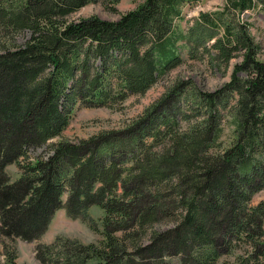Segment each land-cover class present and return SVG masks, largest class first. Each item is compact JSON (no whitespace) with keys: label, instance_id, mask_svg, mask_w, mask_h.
I'll use <instances>...</instances> for the list:
<instances>
[{"label":"trees","instance_id":"obj_1","mask_svg":"<svg viewBox=\"0 0 264 264\" xmlns=\"http://www.w3.org/2000/svg\"><path fill=\"white\" fill-rule=\"evenodd\" d=\"M95 1L0 0V37L8 36L0 40V234L30 241L58 208L78 217L98 205V244L57 237L36 246L39 261L264 264V201L252 204L264 190V58L238 18L264 11V0H225L183 32L175 21L196 0H140L114 20L71 17ZM184 49L215 72L238 57L222 87L200 92L206 110L189 131L179 132L191 111L181 115L178 82L124 130L61 140L46 159L19 160L62 131L72 106L142 93L182 62ZM227 114L233 134L222 148ZM13 162L23 178L10 182L4 168Z\"/></svg>","mask_w":264,"mask_h":264},{"label":"rangeland","instance_id":"obj_2","mask_svg":"<svg viewBox=\"0 0 264 264\" xmlns=\"http://www.w3.org/2000/svg\"><path fill=\"white\" fill-rule=\"evenodd\" d=\"M139 2L140 0H116L114 4H111L106 0H97L85 4L77 12L72 14L71 17L80 19L96 15L102 19L114 20L121 13L134 8ZM224 3L225 0H196L193 3H186L181 7L182 16L175 21V24L180 31H186L200 12H210L220 9ZM238 18L242 23L247 25V29L251 36L254 37L255 42L259 43L261 57L264 58V11L260 10L259 7H255L254 9L243 11ZM26 37H28V31L20 32L14 35L13 39L15 42L13 43L22 44ZM5 38H8V36L0 37V40ZM180 55L182 62L176 67L169 69L165 75L157 78L142 93L130 94L111 106L81 107L79 104L72 106L70 120L62 131L58 135L46 139L43 146L32 149L31 147L28 148L26 152L27 157L21 156L19 160L25 162L38 159L39 156L46 159V156L50 154L51 150L49 144L57 143L61 140L77 141L79 139V141H83L84 139L87 140L90 137L97 136L100 133L124 130L134 124L146 110L152 106L154 107L161 98L170 92L171 87L177 86L175 84L178 82L179 84L184 83L180 88L181 94H179V98H181L180 104L185 109L181 112V115H184L185 111H191L189 113L191 117L180 122L179 132L189 131L193 127L194 122L202 119L203 111L206 110L200 98V92H213L222 87L229 80L233 64L235 61H238V57L231 59L226 69L227 71L222 73L211 70L209 64L205 62V58L192 59L188 57L185 49ZM95 64L98 67L100 65L99 62ZM112 88L114 89L109 94H118L117 91L115 92L117 88L115 89L114 86ZM228 99L226 97L223 98L218 106L225 107L226 102H230ZM229 121L230 116L227 114L222 122L220 137L222 148L229 145L232 139L233 128ZM4 171L10 182L17 180L19 177V179L23 178V170L15 162L6 165ZM1 172H3V169ZM263 201L264 190H261L252 199V204H258ZM88 215L92 219L95 228H91L87 222L81 219L84 217L72 218L67 215L65 209H60L55 213L48 231L30 241L23 240L19 237H15L12 240L5 233L0 234V264H8L11 261L15 264H41L39 263V251L36 250V246L50 243L58 235L70 237L72 240L74 239L81 243H98L102 239L101 231L103 229L104 211L99 206L93 205L88 209ZM90 218L87 219L90 220ZM50 246H54V249L53 247L50 249L55 252L56 245ZM8 252L14 253L15 256L7 254Z\"/></svg>","mask_w":264,"mask_h":264}]
</instances>
